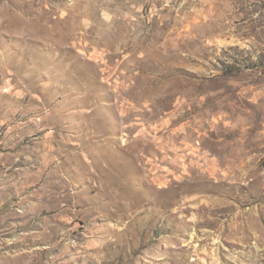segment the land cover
<instances>
[{
  "label": "rangeland",
  "instance_id": "rangeland-1",
  "mask_svg": "<svg viewBox=\"0 0 264 264\" xmlns=\"http://www.w3.org/2000/svg\"><path fill=\"white\" fill-rule=\"evenodd\" d=\"M0 264H264V0H0Z\"/></svg>",
  "mask_w": 264,
  "mask_h": 264
}]
</instances>
